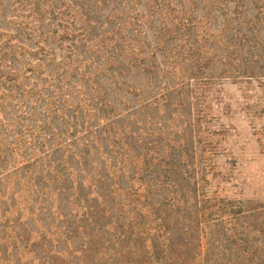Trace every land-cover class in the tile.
Wrapping results in <instances>:
<instances>
[{
	"label": "rangeland",
	"instance_id": "rangeland-1",
	"mask_svg": "<svg viewBox=\"0 0 264 264\" xmlns=\"http://www.w3.org/2000/svg\"><path fill=\"white\" fill-rule=\"evenodd\" d=\"M121 1L116 0L114 3L118 5ZM255 1L257 0H244L249 15L257 12L254 8ZM12 2L13 0H0L4 9L1 18L4 28L9 27L7 21H10L9 16L15 12ZM232 5L228 3L229 8ZM138 7L142 9L140 5ZM259 17L261 23L257 28L258 38L264 39V13H260ZM154 22L158 24L156 18ZM218 24L217 20L216 23H211V27L215 28ZM20 38L24 39L23 35ZM29 44L30 41H25V45ZM160 60L161 56L157 53V62ZM13 64V67L20 65L16 62ZM214 66L217 73L218 69ZM51 68L50 65L48 69ZM256 69V76H247L243 80L216 77L208 84H196L191 81V92H188L187 87L182 89L184 97L182 95L178 108L174 107L178 101L174 100V94L169 96L171 106H165L160 98L158 107L155 104L146 106V109H157V112L154 109L150 112L149 121H155L153 119L157 113L160 117L157 126H151L152 132L135 133L131 137L125 133L127 130L118 131V134L129 144L132 155L140 152L138 159L129 160V163L140 168L139 173L145 181L150 180V184L140 186L138 192L131 197H124L128 173L127 169L123 168L120 181L122 192L118 196H106L112 197L115 204L110 200L105 204V201L101 202V198H98L97 210L92 212L90 217L83 215V197L88 194L91 199L97 192L103 191L105 194L107 191L98 190V183L95 186L84 173L73 171L72 164L77 161L78 156H74L69 165L65 160L57 159L52 162V159L59 158L62 153L66 155L71 149L65 147V143H71V129L66 128L68 134L65 136H55L56 141L63 140V147L52 151V145H49V141L44 137V133L50 130L38 127L39 120H43L44 115L41 107L43 101L33 103L29 100L30 105L36 106V112L30 118H22L23 132L17 134L19 126L13 123L20 120L17 115L21 112L29 115L25 106H20L24 97H8L0 84V264H217L216 258L220 256L218 250L228 246L227 239L222 236L223 232L232 224L247 235L246 241H237L242 243L244 252L233 247L226 252L221 263L264 264V58L260 55ZM127 71L123 77L143 86V91L139 93L140 98L146 102H150L156 88L164 93L163 85L148 87L143 75L137 71ZM16 74L28 84H32L35 77L33 75L26 79L29 72L24 71V68H20ZM100 77L109 91L110 100L114 101L118 108L127 107L125 99L130 101V106L141 102L140 98L132 95L126 98L119 90L114 96L107 75L101 73ZM170 81L177 84L178 75L172 76ZM69 85L68 92L67 86L63 87L66 92L62 99H66L73 108L79 101L80 110L85 113L88 108L92 113L95 102L89 101L87 95L77 97V91L83 93L84 85ZM76 88L79 89L76 91ZM121 98L123 102L120 104L118 99ZM169 111L174 113L171 117L168 116ZM189 111L191 116L186 117ZM57 114L61 115L59 111ZM79 117L78 119H81V116ZM63 120L65 119L62 116L54 115L47 127L51 126L55 132L63 131ZM71 122H68V127ZM99 123L102 126L103 119ZM82 134L83 132L78 131L74 137L77 142L80 141V144L75 143L79 145V149L83 148ZM36 138H39L37 145ZM11 140L10 149L14 148L13 151L4 152ZM140 144L148 150H140ZM92 147H95V150ZM83 151L87 153L86 159L91 163L88 164L87 170H94L93 161L102 162L108 173L104 187L106 190L110 189V182L116 180V173L113 171L117 170L119 165L114 166L116 159L109 153L107 139H99L96 146L95 143L89 147L84 146ZM144 152L147 153L148 171L142 170L143 163L146 162ZM37 157L40 159L35 161ZM160 166L165 170L163 179L174 181L169 195L175 192L176 195L188 196L189 189L194 184L197 195L205 194L213 199V207L208 210L207 223L199 222L200 230L197 231L195 227L193 230L196 241L197 233L205 235L201 238L203 243L206 242L207 235L213 233L210 245L205 243L204 248H209L206 253L202 252V259L197 255L185 263L182 257L186 252L182 249L180 257L174 258V261L161 259V256L155 253L163 245L162 237L157 236L161 235V231L156 234L155 230H143L139 221L136 222L140 225L138 229L131 227L136 236L133 233L127 238L128 236L122 234L121 229L127 230V223L123 224L122 218L128 217V210L137 203V196L140 203L147 196L160 197L159 186H156L151 178ZM62 168L66 172L55 175L53 170ZM65 176L67 178L64 182ZM81 179L83 190L78 192L76 186ZM138 184L139 181L135 180L134 185ZM61 186H65V189L61 190ZM78 195L82 198L76 197ZM148 210L149 205L145 202L143 212L146 219H152L153 215L148 214ZM232 213H236V220H230ZM90 218L97 224L93 225ZM100 222L107 224V227L98 226ZM186 223L183 220L180 225ZM154 224L155 222L153 226ZM181 237L184 239L185 236ZM194 244L192 240L191 246H195ZM195 251L192 250L191 255Z\"/></svg>",
	"mask_w": 264,
	"mask_h": 264
},
{
	"label": "trees",
	"instance_id": "trees-1",
	"mask_svg": "<svg viewBox=\"0 0 264 264\" xmlns=\"http://www.w3.org/2000/svg\"><path fill=\"white\" fill-rule=\"evenodd\" d=\"M114 1L116 0H13L11 5L15 12L9 16L8 28L1 25L4 9L0 4V84L8 97H24L20 106H25V111L29 113L26 115L21 112L17 115L20 120L13 122L19 126L17 134L23 132L22 118H30L36 112V106L30 105L29 100L33 103L43 101L41 107L44 115L43 120H39L38 127L50 130L44 133V137L49 141V145H52L49 146L52 151L63 147V140L58 142L55 136H65L68 134L66 128L71 129V143H65V147L71 149L66 155L62 153L59 158L52 159V162L57 159L65 160L69 165V161L78 156L77 161L72 164L73 171L84 173L95 186L98 183V190L107 191L105 194L103 191L97 192L91 199L88 194L83 197V215L87 217L97 210L98 198H101V202L105 201V204L107 200L115 204L112 197L106 196H118L122 192L120 181L123 168H126L128 173L124 197H131L138 192L140 186H148L151 182L143 179V175L139 173L140 168L129 163V160L138 159L140 152L132 155L129 144L123 141L118 131L127 130L125 133H128L129 137L135 133L152 132L151 126L156 127L160 117L157 113L153 119L155 121H149L150 112L157 109H146V106L155 104L158 107L159 98L164 101L165 106H171L169 96L174 94V100H178L174 107L178 108L182 101V89L187 87L188 92H191V81L196 84H208L216 77H228L233 80L253 77L258 74V55L264 58V39L258 38L257 31L261 23L260 13H264V0L260 5V0L255 1L254 8L257 12H252L251 15L247 13L244 0H122L118 5ZM228 3H232V7L229 8ZM139 5L142 9H139ZM123 6L126 7L121 8ZM154 18L158 24H155ZM217 20L219 24L212 28L211 23H216ZM21 35L24 39L20 38ZM27 40L30 41L29 45H25ZM157 53L161 56L160 62H157ZM14 62L20 64L19 70L24 68V71L29 72L26 79L35 75L32 84L20 79L16 74L19 72L18 67H13ZM50 65L52 68L48 69ZM214 65L218 69L217 73L214 71ZM127 70L143 75L148 87L163 85L164 93L156 88L150 102L141 99L139 92L143 91V86L125 79L123 76H126ZM101 73L107 75L114 96L119 90L126 98L132 95L140 98L141 102L130 106V101L125 99L127 107L118 108L116 103L110 100L109 91L100 77ZM174 75H178L177 84L170 81ZM69 84L71 87L84 85L83 93L76 88V96L87 95L89 101L95 102L92 113L88 108L85 113L80 110L79 101L73 108L66 99H62L66 92L63 87L67 86L68 92ZM118 100L120 104L123 102V98ZM58 111L61 115L57 114ZM173 114L172 111L168 112L169 117ZM54 115L65 119L64 125L62 124L63 131L55 132L51 126L47 127ZM79 116L81 119H78ZM190 116L189 111L186 117ZM101 119L104 126L99 123ZM68 122L72 123L69 127ZM78 131L83 132L81 149L77 147L80 141L77 142L74 138ZM101 138L107 139L109 153L116 159L114 166L119 165V168L113 171L116 173V180L110 182V189L107 190L104 181L107 180L108 173L102 162L93 161L94 170H87L88 164L91 163L87 161V153L83 151L84 146L89 147L93 143L96 146V141ZM38 140L39 138H36L35 145L39 144ZM11 142L12 140L7 143L4 152L13 151L14 148L10 149ZM144 145L140 144V150H148ZM92 148L95 150V147ZM42 153L41 151L40 154ZM146 154H143L146 160L142 167L144 171L149 168ZM37 159L40 158L34 160ZM158 168L160 169L151 178L155 185L159 186L160 197L147 196L140 203L137 196V203L128 210V217L122 218L123 224L127 223L128 230L121 229L122 234L128 236L127 238L131 237L135 233L131 227L138 229L140 225L136 222L139 221L143 230H155L156 234L161 231V235L157 236L162 237L163 245L155 251L161 259L174 261V258L180 257L181 249L186 252L182 257L185 263L197 255L202 259V252L206 253L209 248H204L205 243L210 245L213 233L210 232L203 243L201 238L205 235L197 233L196 241L193 230L194 227L197 231L200 230L199 222L207 223V214L213 207V199L205 194L197 195L194 184L191 185V194L188 192V196L176 195L175 192L169 195L174 181L163 179L165 170L162 166ZM53 171L56 175L65 170L62 168ZM63 175L65 174H61ZM66 178L67 176L63 177L64 182ZM135 180L139 181L138 185H134ZM60 189L64 190L65 186ZM81 190L82 179L76 186V191ZM76 197L82 198L79 195ZM145 202L149 205L148 214L153 215L152 219H146L143 212ZM235 218L236 213H232L230 220H236ZM90 219L93 225L97 224L93 218ZM183 220L187 223L182 226L180 222ZM98 226L105 228L107 224L100 222ZM134 235L136 236V233ZM182 235L185 236L184 239ZM222 236L227 239L228 246L218 250L220 256L216 258L217 264H222L223 256L233 247L244 252L242 243L237 241H246L247 237L234 224L226 229ZM192 240L195 246H191ZM194 249L196 251L191 255L190 252Z\"/></svg>",
	"mask_w": 264,
	"mask_h": 264
}]
</instances>
